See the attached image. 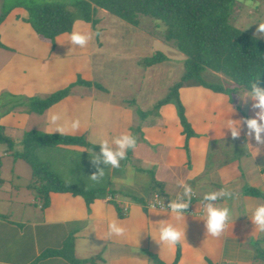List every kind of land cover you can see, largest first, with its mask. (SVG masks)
Instances as JSON below:
<instances>
[{
  "label": "crops",
  "instance_id": "1",
  "mask_svg": "<svg viewBox=\"0 0 264 264\" xmlns=\"http://www.w3.org/2000/svg\"><path fill=\"white\" fill-rule=\"evenodd\" d=\"M14 18L16 24L13 22ZM26 19L27 13L23 9L15 8L0 24V34L7 33V36L0 37V40L15 52L14 56H10L12 68L0 71V93L10 91V94L26 98L43 97L66 88L78 78L92 82L90 56L93 50L98 51L102 39L98 41V37L94 42L92 37L85 48L71 45L69 39L73 31L90 34V25L89 28L84 22L73 23L70 34L59 35L52 45L40 41L31 26L25 22ZM64 35L67 37H63ZM97 93L102 92L93 86L76 85L66 97L41 115L17 108L5 114L8 122L0 121V125L8 131V136L12 139L18 135V138L22 137V134L29 130L60 134L55 132V128L63 126L66 128L64 135H83L92 145L98 144L105 136L113 139L122 133L131 134L132 130H137L138 133L141 129L137 148L130 150V156L127 158L128 161L135 160L138 163L137 169L135 168L137 172L130 170L134 169V166L125 168V164L122 176L112 178L113 189L116 191L119 190L116 186L122 184L132 189V193L123 191L124 194H116L114 197L119 207L125 208L126 211L123 216L118 217L114 205L107 197L94 199L86 206L79 196L51 193L49 204L42 216L44 221H22L25 226L21 227L16 236L20 243L11 244L12 242L5 239V234L2 235L0 264H31L34 253L38 254V248L44 239H59L65 236L72 237L75 259L84 261L95 258L92 263L88 261L81 264H264V233H255V225L247 216L255 207L264 204V145L256 144L254 139L250 141L253 148L260 149L257 155L255 150H247L245 147L249 143L246 126L236 141L225 128L229 118H254V112L250 111L253 110V101L249 99L248 105L242 107L245 111L243 113L239 109V103L245 105L241 96L236 97V104L229 96L222 95L223 99L219 101L216 115H212L208 121L202 118L200 123L194 126V131L191 128L194 136L185 143L176 110L170 105L162 108V114L154 116L155 121H147L145 116L144 119L138 120V114L128 108L124 109V101L120 102V107L114 109L108 102H97ZM105 93L112 94L108 89ZM179 99L185 105V99ZM192 111L189 108L187 115ZM112 113L117 117L116 120L113 119ZM186 113L184 111V115ZM53 116L59 117L55 123L52 121ZM185 118L189 123L186 115ZM34 119L39 123L38 126L30 124ZM199 119L200 117L197 120ZM77 120L79 127L72 130L71 124ZM168 120L173 121L172 126L168 125ZM169 138L174 139L173 142L168 140ZM230 139L232 142L228 143ZM238 141L243 143L245 151L239 150L242 154L239 152L228 166L209 162L208 158L213 160L216 155L223 153L219 151L220 148L223 150L224 146H233L235 149ZM58 147L73 153H86L84 147ZM150 171L158 182L155 191L160 193L161 199L167 203L182 192L181 182L194 185L192 187L196 195L187 210L186 223L176 221L175 218L172 220L175 226L186 230V241L174 248L162 247L153 239L159 236L158 222L171 220L170 212L164 214L160 209L144 210L140 203L154 191L150 189ZM138 175L142 177L139 178ZM6 182L3 181L0 185V199L7 200L6 197L10 199L12 196L10 185ZM222 188L232 191L234 198L221 199L217 204L230 208L232 217L223 235L214 238L206 235L205 222L195 219L193 214L201 208L199 201L205 192ZM248 189L255 190L260 195L247 194ZM134 200L140 201L133 202ZM157 211L161 214L158 215ZM112 221H116L125 229L123 236H108V225ZM12 246L18 247L19 252L15 258L10 254ZM46 262L43 264H56Z\"/></svg>",
  "mask_w": 264,
  "mask_h": 264
},
{
  "label": "trees",
  "instance_id": "2",
  "mask_svg": "<svg viewBox=\"0 0 264 264\" xmlns=\"http://www.w3.org/2000/svg\"><path fill=\"white\" fill-rule=\"evenodd\" d=\"M236 1L67 0L65 3L64 0H53L51 2L0 0V4H2L0 24L13 9H23L27 13L25 22L31 26L38 39L54 45L56 37L71 32L75 20L89 23L92 30L98 31L96 28L98 19L94 17L96 9L104 10L132 26H136L141 17L154 21L156 27H163V32H165L163 33L164 41L171 42L186 57L182 62L184 70L179 81L174 83L164 99L154 104L155 109H159L168 103H172L175 106L182 128L181 132L186 143L190 137L194 136V132L186 121L183 105L178 98V90L186 83L191 86L208 88L214 92H221L230 98L229 94L233 89L240 88L247 91L249 81L256 75L262 76L260 86L264 87V39L230 24L229 18L233 13ZM157 21H160V23H157ZM0 47H2L1 42ZM165 60L164 55L155 52L152 57L140 59L139 64L143 65V67H150ZM205 70L222 74L233 86L226 88L219 84L205 82L201 77V73ZM76 85L93 86L101 92L106 91L98 83H91L78 78L77 81L69 84L66 88L43 97L26 98L20 96L19 99L26 101L25 108L22 110L41 115L52 105L66 97L70 93V89ZM23 101L22 104L15 102L10 109L1 114H8L11 110L22 107ZM138 115L143 116V113L138 112ZM18 141L15 142V139L5 135L3 127L0 125V145H5L6 147V149L2 150L1 157L12 155L14 158H20L30 165L32 178L26 186L33 191V200L40 204V209H45L48 206L51 193L79 196L84 200L86 206H89L94 199L107 197L108 201L114 205L118 217L123 216L126 209H121L115 202L114 197L116 194H124V192L120 189L117 191L113 189L112 178L123 174L124 169L122 168L127 163V159L122 161V168L118 171L112 170L108 186L88 188L67 183L58 174L50 171L46 164L38 163L35 159V152L42 148L54 147L60 149L58 146H76L84 147L86 152L88 150L97 151L99 147L88 143L83 135L61 136V134H47L37 130H29L25 131L20 137V141ZM16 143H20V151L19 149L13 150ZM129 156L130 150L127 153V158ZM148 173L152 182L150 189L154 191L148 195L152 194L150 197L143 201L139 200L144 210L153 209L148 205L153 195H161L155 191L158 187V182L154 180L151 171ZM246 193L253 196L260 195L257 191L249 189ZM0 200H3L4 203L2 205L5 207L15 203L11 199L5 200L1 198ZM139 201L134 200L133 202ZM162 203L168 204L164 200H162ZM13 214V211L10 210H7L5 215L0 212V238L5 234V239L15 245L13 241L17 240L18 231L25 225L20 222L19 218L17 220L11 218L12 220H10L9 216L12 217ZM44 240L46 242L43 243ZM44 240L40 243L38 254L34 253L31 264H43L46 261L56 264L61 262L81 264L88 261L92 263L95 260V258L84 261L75 259L71 236ZM152 260L156 262L154 258Z\"/></svg>",
  "mask_w": 264,
  "mask_h": 264
},
{
  "label": "rangeland",
  "instance_id": "3",
  "mask_svg": "<svg viewBox=\"0 0 264 264\" xmlns=\"http://www.w3.org/2000/svg\"><path fill=\"white\" fill-rule=\"evenodd\" d=\"M37 1L51 2L53 0ZM64 1L65 3L67 2V0ZM253 3L256 5L255 7H248L246 5V0H237L233 8V13L229 18V22L238 29L246 30L252 35L264 39V37L257 36L256 34L258 24L264 22V0H253ZM1 8L2 4H0V10ZM94 17L98 19L96 25L98 31L92 30L90 28L91 26H88L90 25L89 23L86 24L90 28V34L92 33V35H94L92 36L94 42L97 41L96 38L98 37V41L102 39V42L99 44L100 47L98 51L93 50L90 56V64L92 66L91 73L93 76L91 83L96 81V83L112 92L110 95L105 93L106 91L97 93L95 98L96 101L108 102L114 109L117 106L120 107V102L124 101V109L128 108L136 114H138V112L144 113L143 116L138 115V120L144 119L145 116L147 121H153L155 115L162 114V108H164L165 105H170L176 110L172 103L165 104L159 109H155L154 107L155 103L164 99L174 83L179 81L184 70L182 62L186 58L171 42L164 41L163 33L165 32H163V27H156L155 22L146 17L139 18L138 24L132 26L101 9L95 10ZM13 22L16 24L15 18ZM78 22L81 21L75 20L74 23ZM96 32H99L100 35H95ZM5 36H7L5 32L0 34V37L4 38ZM63 37L67 36L64 35ZM0 42L2 43L1 40ZM155 52L164 55L166 60L162 63L151 65L150 68L143 67V65L139 64L140 59L152 57ZM11 55H15L14 50L11 49L9 45L6 46L2 43V47H0V71L12 68L13 64L10 60ZM147 68H149V70H147ZM201 77L205 82L210 84H219L226 88H231L233 86L222 74H217L208 70L202 72ZM9 92L10 91H4L0 93V121L2 122H8V117L1 113L10 109L15 102L22 104L23 101L19 99L20 96L17 94H10ZM115 92L117 93L115 94ZM244 92V90L236 88L235 90L233 89L229 95L231 96V100L236 103V97H240ZM222 95L224 96L225 94L214 92L204 87L191 86L189 83H186L178 90V98L182 97L185 99V103L183 102L185 105L182 104L183 108L186 106L184 108L185 113L189 108L193 110L191 113H188V115L187 113L185 114L189 119L188 121L192 129L200 123L202 118L204 121H208L212 118V115H216L220 105L219 101L223 99ZM23 102L24 104L22 107H18L20 110L25 108L26 101ZM245 106L246 104L241 105L239 103V109L243 113H245V111L242 110V107ZM244 110L246 109L244 108ZM250 111L254 112V110ZM114 113H112V117L116 120L117 117ZM199 117L200 119L197 120ZM223 121L224 120H222V123ZM36 122L37 120L34 119L30 124L38 126L39 123ZM217 123H221V121H217ZM172 124L173 121L168 120V125L172 126ZM194 130L195 129H193V131ZM136 132L137 130H132L131 134L135 135L137 138L141 136V129H139L138 133ZM3 133L7 136L9 135L8 131L5 129H3ZM18 136L15 138V142L18 140L20 141V137L18 138ZM104 139H107L109 143L112 141V139L106 136L102 138L101 141ZM168 140L173 142L174 139L169 138ZM101 141L94 145H100ZM229 142H232V139L228 140V143ZM166 143L168 144L169 142L167 141ZM19 144L20 143H16L13 150L19 149L20 151L21 145ZM228 146L230 145L228 144ZM4 148L6 149L5 145H0V157ZM239 150L242 152L245 151L241 141L236 142L235 149H233V146H230V148L224 146L223 150L220 148L219 151H221V153L223 151V153L216 155V159L211 160L208 158V160L209 162L219 163L220 166L226 167L231 163L232 159L239 154ZM94 154L99 155V149L97 151L88 150L86 154H78L53 147L38 149L37 152H35V159L38 163L46 164L50 171L58 174L67 183L88 188L96 186L106 187L110 182L112 170L118 171L122 168L121 163L123 160L120 162V168L118 169H107L101 164L100 167L105 170V176L103 179L96 182L89 179L90 176L97 171L96 167L92 164V156ZM127 162H130V164L128 163V165L126 163L125 168L134 166V169L130 170H134L133 172L136 173L137 170H135V168L137 169L138 163L135 160ZM0 164V183L7 181L6 183L10 185V195H12L10 199L12 202H15L9 206V209V207L2 205L3 200H1V214L5 215V212L10 210L14 213L12 217L9 216L10 220H17V218H19L21 222L23 220H30L36 223L44 221L45 218L42 216L45 209H40V204L34 202L33 191L29 189L30 187L26 186L30 183L32 178V169L30 165L20 158H14L12 155L6 157L2 156L0 158ZM137 177L140 178L142 175H138ZM190 185L194 186L192 184ZM5 187L8 188V185L5 184ZM116 187L121 191H130L132 193V189L123 184L120 186L117 185ZM0 193L2 194V192ZM6 198L9 200L8 197ZM16 202L20 203L17 204ZM13 242L15 244L20 243L19 240H14ZM262 245L264 247V242ZM17 248V246H12L10 254H13V258H15L19 252Z\"/></svg>",
  "mask_w": 264,
  "mask_h": 264
},
{
  "label": "clouds",
  "instance_id": "4",
  "mask_svg": "<svg viewBox=\"0 0 264 264\" xmlns=\"http://www.w3.org/2000/svg\"><path fill=\"white\" fill-rule=\"evenodd\" d=\"M246 5L248 7H255L253 0H246ZM160 23V21H157ZM257 36L264 37V22L258 24ZM95 35H100L97 32ZM71 45L79 46L80 48H85L88 42L92 39V34L81 33L73 31L70 34ZM260 75L254 76L248 83V90L241 95V99L247 104L250 99L253 101L252 109L255 112L254 118H243L241 120L228 119L227 128L231 137L239 139L243 127L247 128V139L249 143L245 145L247 150H255L257 155L259 154V148H253L250 141L255 140L256 144L264 145V87L260 86L261 81ZM258 110V111H255ZM234 112V109H233ZM232 112V113H233ZM59 119L58 116H53L52 121L55 123ZM79 127V121H74L71 124V129L76 130ZM55 132H59L62 135L66 133V128L63 126H58L55 128ZM138 145V138L130 133H122L121 135L114 137L109 143L107 139L100 142V154H94L92 156V164L96 167L97 171L90 176L89 179L92 181H100L105 176V170L100 167L103 164L107 169L120 168V162L127 159V153L129 150H135ZM182 192L175 198L171 199V202L167 204L162 203L161 197L157 194L153 195L150 202L162 203L159 208L164 214H171L170 221H159L158 222V238L153 237L156 243L160 244L162 247L167 246L169 248H174L186 241L185 232L175 226L172 223L173 218L176 221H184L186 223L187 210L193 204L192 199L196 195L193 187L190 184L184 182L180 183ZM157 193V192H156ZM232 199L234 198V193L227 189L211 190L203 194L202 199L199 201L201 208L193 214L195 219H200L205 222L206 235L214 238H219L223 235L226 228L229 226V221L232 217V210L228 207H220L217 201L221 199ZM149 205V204H148ZM158 215L161 214L159 211L156 212ZM253 225H255V233H264V204H260L254 208L250 215H247ZM125 234V229L120 226L116 221H112L108 225V236H123Z\"/></svg>",
  "mask_w": 264,
  "mask_h": 264
},
{
  "label": "built area",
  "instance_id": "5",
  "mask_svg": "<svg viewBox=\"0 0 264 264\" xmlns=\"http://www.w3.org/2000/svg\"><path fill=\"white\" fill-rule=\"evenodd\" d=\"M162 203H159V202H150L149 203V206L151 207V208H159L160 207V205H161ZM167 205H165V207H166Z\"/></svg>",
  "mask_w": 264,
  "mask_h": 264
}]
</instances>
